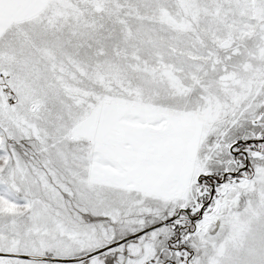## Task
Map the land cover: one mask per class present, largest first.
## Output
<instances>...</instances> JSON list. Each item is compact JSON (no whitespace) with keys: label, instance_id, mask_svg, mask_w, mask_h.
I'll return each mask as SVG.
<instances>
[{"label":"snow or ice","instance_id":"1","mask_svg":"<svg viewBox=\"0 0 264 264\" xmlns=\"http://www.w3.org/2000/svg\"><path fill=\"white\" fill-rule=\"evenodd\" d=\"M0 264H264V0H0Z\"/></svg>","mask_w":264,"mask_h":264}]
</instances>
